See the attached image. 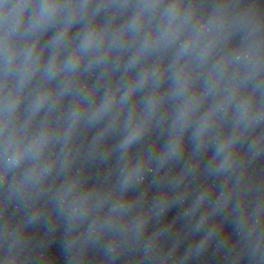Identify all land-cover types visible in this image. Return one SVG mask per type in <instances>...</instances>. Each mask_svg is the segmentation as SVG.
Returning a JSON list of instances; mask_svg holds the SVG:
<instances>
[{
    "label": "clouds",
    "instance_id": "9594fccd",
    "mask_svg": "<svg viewBox=\"0 0 264 264\" xmlns=\"http://www.w3.org/2000/svg\"><path fill=\"white\" fill-rule=\"evenodd\" d=\"M204 7L0 0V264H264V0Z\"/></svg>",
    "mask_w": 264,
    "mask_h": 264
}]
</instances>
